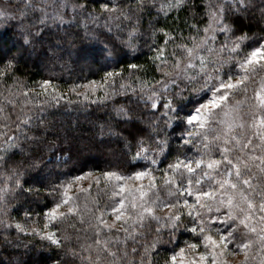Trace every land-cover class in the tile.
I'll use <instances>...</instances> for the list:
<instances>
[{
    "label": "snow or ice",
    "instance_id": "1",
    "mask_svg": "<svg viewBox=\"0 0 264 264\" xmlns=\"http://www.w3.org/2000/svg\"><path fill=\"white\" fill-rule=\"evenodd\" d=\"M256 11L260 24L264 22V0L259 4L257 0H0V27L11 24L21 41L16 54L0 53V78L4 80L15 72L20 51L53 30L66 35L69 30L76 35L82 31L81 41L103 45L106 62L118 47L139 51V38L146 33L153 44L158 34L164 36L158 47L144 41L154 53L149 59L161 73L155 85L137 76L132 83L120 80L119 87L109 91L123 77L122 66L119 71H105L100 81L70 89L83 87L85 91L78 95L85 100L102 91L92 103L106 106L111 100L115 117L143 126L134 138L131 160L148 161V167L131 172L105 170L96 176L98 191L103 184L107 197L103 206L100 196L91 194L92 183L82 185L81 181L91 177L85 172L45 185L52 202L43 213L26 208L22 219L13 216L17 207L13 201L40 191L25 187L24 177L28 169L40 166L39 160L26 161L31 146L43 143L44 137L36 135L23 106L40 104L41 95L58 102L63 94L55 88L49 93L51 82L44 80L40 92L25 87L22 102L8 99L12 112L0 105L3 241L10 243L12 231L39 237L62 251L53 264H69L68 258L71 264L77 259L80 264H159L164 244L173 247L167 250L163 264H232L229 257L238 255L242 259L237 264L257 259L264 264V35L250 36L238 25L242 17L247 19ZM146 15L151 17L147 30L143 27ZM160 16L165 20L163 27L156 26ZM260 32L264 33V27ZM83 55L90 53L85 50ZM127 69L147 70L135 63ZM18 83L20 78L13 76L7 87ZM117 96L128 103H116ZM18 103L21 114L13 120ZM132 104L142 105V114L134 115ZM174 125L180 129L174 135L185 151L164 169L154 168L165 154L168 130ZM99 134L105 135L104 124ZM107 134L120 136L131 152L133 142L121 131L109 125ZM44 146L49 151L57 148L54 141ZM17 154L24 159H14ZM156 171L162 176L157 177ZM181 229L194 240L176 247Z\"/></svg>",
    "mask_w": 264,
    "mask_h": 264
},
{
    "label": "trees",
    "instance_id": "2",
    "mask_svg": "<svg viewBox=\"0 0 264 264\" xmlns=\"http://www.w3.org/2000/svg\"><path fill=\"white\" fill-rule=\"evenodd\" d=\"M257 4H259V0H257ZM152 16H155V12L152 13ZM182 17L183 14H181ZM150 19L151 17L147 15L144 17L143 27L145 30L149 27ZM158 19L160 23L156 26L163 27L165 24L164 17L160 16ZM257 20H259L258 11L254 14L250 13L247 19L242 17L238 21V25L250 36L253 33L264 35L260 32V28L264 27V22L258 24ZM171 23L172 19L170 17L168 24ZM82 35V31L79 35H76L73 30H69L67 35L63 31L46 32L34 46L20 51L15 72L6 80L0 78V105L5 106L6 112L13 111L12 106L7 104L8 99L22 102L25 99L22 95L24 88L40 92L41 90L38 89L39 84L44 80L50 81L58 94H63V98L59 99L58 102L52 96L41 95L38 97L40 104L29 103L23 106L24 113L32 118L36 135H42L44 142L31 146L29 160L26 162L39 160L40 166L35 169H28L24 177L28 182L25 187L31 185L39 189V195H27L21 197L19 202L13 201L17 207L12 215L18 219H22L26 208L34 210V213H43L47 207L51 206L52 197L48 196L45 191V185L47 184L58 183L60 180L81 175L85 172L91 174H100L105 170L131 172L140 170L142 167H148V161L131 160V155L135 153L134 138L143 126L135 120L125 123L115 117L111 113L113 104L111 100L107 102L106 106L99 102L92 103L97 95H103L102 91L98 90L89 100H85L82 95H78V93L85 91L83 87L76 88L75 91L70 89L74 85H84L89 81H100L105 71H119L122 66L125 69L123 77L117 78V82L109 86V91L112 87L118 88L120 80L132 83L137 76L148 81L150 85H155V81L161 79V73L156 71L155 65L149 59L154 53L149 50L144 41L152 44L153 47H158L163 43L164 36L158 34L154 38L155 44H153L150 33H146L139 38V51L130 52L127 49L118 47L113 57L106 62L102 53L103 45L89 40L81 41L80 36ZM101 39H106V37H101ZM223 39V36L219 38L220 41H223ZM20 44L19 34L11 24L0 27V53L8 54L11 52L16 54L17 50L20 49ZM85 50L90 55L84 56ZM171 50V45H169V51ZM129 63L145 65L147 70H128L127 65ZM130 72L131 76L129 75ZM13 76L19 77L20 83L9 89L7 85H12ZM133 86L136 85L133 84ZM51 92L52 90L49 91V93ZM184 95L189 97L190 93L185 92ZM114 101L116 103H128L122 96L115 97ZM184 103H187L189 107L191 106L188 100ZM130 107L134 115L142 114V105L138 107L132 104ZM185 111H187V108H185ZM19 114H21V103L17 104L12 119L15 120L16 115ZM101 124L105 125V135L103 136L99 134ZM109 125L115 130L121 131L124 137L133 142L131 152L125 147L124 139L120 136L107 134ZM179 131L180 129L175 125L173 129L168 130L169 145L165 150V154L159 157L160 163L153 166L154 168L164 169L168 162L179 152L185 151L181 148L177 136L174 135ZM53 141L56 143L57 148L49 151L44 145ZM190 149L191 146H188L189 151ZM148 155L152 156L155 153L149 152ZM14 159L21 160L24 157L17 154ZM65 160L67 163L63 162ZM155 175L160 177L162 172L156 171ZM144 183L146 184L147 181L145 180ZM91 194L93 197L100 196L101 206L107 201V197L103 192V184L98 191L97 186L92 182ZM120 235L122 237L123 233H120ZM177 236L176 247L183 246L186 240H194L193 235L184 229H181ZM167 239L168 237L165 235L164 240L167 241ZM8 240L10 243H5L3 235L0 234V264H53L63 255L60 249L49 246L47 241H41L39 237L22 233L18 236L15 231H12L8 236ZM172 247L171 244H164L161 247L159 264H163V258L167 255V250ZM68 260L71 264V258H68ZM75 264H80V261L77 259Z\"/></svg>",
    "mask_w": 264,
    "mask_h": 264
},
{
    "label": "rangeland",
    "instance_id": "3",
    "mask_svg": "<svg viewBox=\"0 0 264 264\" xmlns=\"http://www.w3.org/2000/svg\"><path fill=\"white\" fill-rule=\"evenodd\" d=\"M51 86H52V87H50V88L48 89V91H50V90H52V88H54L53 84H51ZM38 89L41 90L40 87H39ZM98 175H99L98 173H92V174H91V177L86 178V179H84L83 181H81L82 185H83L84 187H86L89 183L94 182V178H95L96 176H98ZM132 183H133V182H129V184H132ZM240 259H242V257L239 256V255L236 256V257H229V260L232 261V264H237V261H239ZM250 264H259V261H258V260H256V261H251Z\"/></svg>",
    "mask_w": 264,
    "mask_h": 264
}]
</instances>
